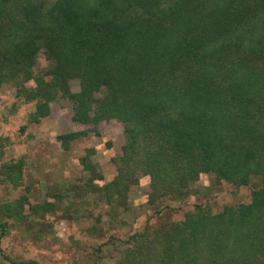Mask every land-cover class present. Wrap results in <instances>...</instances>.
<instances>
[{"label": "trees", "instance_id": "trees-1", "mask_svg": "<svg viewBox=\"0 0 264 264\" xmlns=\"http://www.w3.org/2000/svg\"><path fill=\"white\" fill-rule=\"evenodd\" d=\"M40 53L51 66L35 76ZM18 77L34 83L17 93L34 103L31 123L57 96L77 123H122L117 175L98 189L108 200L125 198L137 173L150 202L185 196L202 174L237 187L262 179L248 204L136 235L120 264H264V0H0V85Z\"/></svg>", "mask_w": 264, "mask_h": 264}, {"label": "rangeland", "instance_id": "rangeland-1", "mask_svg": "<svg viewBox=\"0 0 264 264\" xmlns=\"http://www.w3.org/2000/svg\"><path fill=\"white\" fill-rule=\"evenodd\" d=\"M50 66L40 53L33 74L42 76ZM32 87L34 83L23 77L0 85V223L6 224L0 264H8L6 258L36 264H120L136 235L152 238L199 208L216 214L225 207L248 204L252 191L263 187L259 177L237 187L202 174L188 184L185 196L150 202L149 177L137 173L125 198L115 195L108 200L98 189L117 175L114 159L125 145L122 123H77L73 106L59 96L48 104L47 117L31 123L34 103L17 93ZM69 91H79V80L69 81ZM78 132L85 136L64 150L59 138ZM82 159L90 163L88 172ZM16 170L19 175L9 179ZM45 203L51 207L38 212ZM6 205L19 214L9 216Z\"/></svg>", "mask_w": 264, "mask_h": 264}]
</instances>
